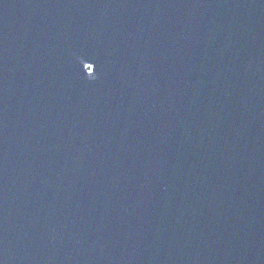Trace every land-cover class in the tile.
I'll use <instances>...</instances> for the list:
<instances>
[{
	"label": "water",
	"instance_id": "obj_1",
	"mask_svg": "<svg viewBox=\"0 0 264 264\" xmlns=\"http://www.w3.org/2000/svg\"><path fill=\"white\" fill-rule=\"evenodd\" d=\"M0 264H264V0H0Z\"/></svg>",
	"mask_w": 264,
	"mask_h": 264
}]
</instances>
